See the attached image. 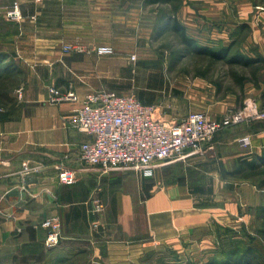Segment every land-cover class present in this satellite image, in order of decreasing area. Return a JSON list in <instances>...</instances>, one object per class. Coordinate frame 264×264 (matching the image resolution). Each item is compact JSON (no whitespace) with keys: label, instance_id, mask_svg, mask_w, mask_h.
Returning <instances> with one entry per match:
<instances>
[{"label":"crops","instance_id":"crops-1","mask_svg":"<svg viewBox=\"0 0 264 264\" xmlns=\"http://www.w3.org/2000/svg\"><path fill=\"white\" fill-rule=\"evenodd\" d=\"M14 1L0 0V53L7 56L4 66L13 62L19 72L15 89L3 97L10 113L0 118V264H156L168 249L198 254L216 248L217 224L255 233L254 210L264 205V190L224 178L221 169L234 170L240 160L264 152V121L249 118L219 132L200 152L167 163L170 178L103 172L79 160L78 147L90 136L76 127L74 114L88 93L133 94L157 106V116L167 121L191 111L222 119L234 105L196 102L202 92L194 90L192 97L169 82L165 69L150 68L147 59L164 54L154 43V29L167 21L157 3L17 0L23 18L16 21L2 14ZM171 17L210 47L230 44L244 25V48L264 57V0H180ZM66 45L74 50L65 51ZM100 45L114 53H96ZM247 84L246 93L254 96H246L243 108L250 102L264 109V77L259 85ZM50 86L75 90L80 101L50 103ZM246 135L252 146L243 148L239 138ZM62 168L76 171L78 181L60 183ZM98 197L99 214L93 205ZM52 215L62 220V239L47 249L42 221Z\"/></svg>","mask_w":264,"mask_h":264},{"label":"built area","instance_id":"built-area-1","mask_svg":"<svg viewBox=\"0 0 264 264\" xmlns=\"http://www.w3.org/2000/svg\"><path fill=\"white\" fill-rule=\"evenodd\" d=\"M2 14L9 20L20 21L23 14L19 1L5 6ZM64 50L69 52L74 48L66 45ZM95 50L98 54L114 53L110 45H100ZM47 101L78 102L80 97L75 90L63 91L50 86ZM249 118L264 121V109L249 102L243 110L231 111L222 119H213L204 111H191L180 121H167L157 116V106L145 104L133 94L113 90L91 92L74 114L76 127L90 136L79 145L78 157L103 172L135 171L151 179L161 165L200 152L219 132ZM239 143L247 148L252 146V139L249 135L242 136ZM58 179L62 184L72 185L79 178L76 171L62 168ZM93 202L94 211L99 214L102 201L98 197ZM42 227L46 230L45 248L57 247L62 239L61 218L49 216L42 221Z\"/></svg>","mask_w":264,"mask_h":264},{"label":"rangeland","instance_id":"rangeland-1","mask_svg":"<svg viewBox=\"0 0 264 264\" xmlns=\"http://www.w3.org/2000/svg\"><path fill=\"white\" fill-rule=\"evenodd\" d=\"M148 1L150 2V0ZM157 4L159 9L158 13L163 14L162 16L167 20L165 21V24L168 25L169 17H171L174 6L177 4L176 1L172 0ZM166 25L154 29V38L156 40V42H154L155 46L164 54L155 60L147 59L152 65L150 68L154 67L157 69H165L169 82L173 85L186 87L188 91L190 90L189 94L192 97L195 96L193 95L194 90L202 92L201 97L200 94L193 97V100L196 102H201L200 99L217 100L223 103L230 102L234 105H230L228 113L229 111H238L240 110L239 108H243L245 106L246 96L248 94V96L251 95V98L254 96L253 94H250V92L246 93V88H249L247 87V83L252 82L254 85H259L258 82L264 77V73L261 71V68L264 69V65L245 66L239 63H232L228 59H214L209 55L193 52L191 47L185 44L181 37L173 30H166L163 32ZM4 29L5 28L1 27L0 33H3ZM234 37L235 36H233V38ZM217 46L211 47L217 50L223 45L218 44ZM233 51H238L246 57H252L248 54L249 52L246 47L244 48V38H238V43L235 45ZM230 56L227 58H230ZM257 67L260 68L258 69ZM254 73H257L256 79H254ZM241 77L246 79L240 82L239 79ZM17 83L18 80L16 81L15 79L6 80V83H4L2 87L0 86V91L3 93L7 92L6 96H9V91L15 89ZM156 83L159 84V77ZM1 92L0 117H8L11 109V105H9L10 101L7 102V100L2 97ZM157 94L161 96L164 95L163 92H157ZM4 107H7V110ZM166 166L168 165L163 164L158 167L155 175L157 176L159 173L163 178H170L169 173L165 172ZM176 170L177 172L182 173L184 171V167L177 166ZM156 176L152 178V180L155 179ZM235 229L238 230L237 237L242 236L241 232L243 229ZM215 230H217V228H215ZM239 230H241V232H239ZM246 230L250 232L248 229ZM220 247L221 244H219V239H217L216 248L210 250L209 252H200L198 254L188 252L178 253L175 250L168 249L166 251L167 256H161L156 264L160 263V259H162V261L164 260L166 264H205L211 257L213 258Z\"/></svg>","mask_w":264,"mask_h":264},{"label":"trees","instance_id":"trees-1","mask_svg":"<svg viewBox=\"0 0 264 264\" xmlns=\"http://www.w3.org/2000/svg\"><path fill=\"white\" fill-rule=\"evenodd\" d=\"M169 1L172 0H150L152 3ZM175 1L177 4H175L174 9L180 3V0ZM168 23L169 24L164 27L163 32L166 30H173L181 37L185 44L191 47L193 52L209 55L214 59H228L232 63H239L245 66L264 65V57L260 54H257L256 57H246L238 51H233L235 45L238 43V38L245 37L244 25L240 26V29L234 32L233 36L235 37L230 45H223L219 49L215 50L210 46L201 45L197 42V40L189 37L186 34L184 26L177 18L169 17ZM228 56H230V58H227ZM6 57L7 56L4 53H0L1 87L4 83H6V80L15 79L17 81L19 78V72H17L13 62L9 63L6 67L4 66V60ZM257 68L259 69L260 67ZM256 75L257 73H254V79H256ZM244 79L246 78L241 77L239 81L242 82ZM1 93L2 97L6 96V93ZM221 173L224 178L230 177L237 180L252 181L259 189L264 190V152L261 155L254 156V158L250 160L247 158L240 160L238 166L234 170L230 171L222 168ZM194 190L195 192L200 191L202 193H211L212 188H209V192H206L208 189L205 187H196ZM254 211L256 217L255 233H250L246 230V228H241L243 231L241 232V230H239V232H241L243 237H237L238 230L235 228L219 224L216 225V233L221 247L217 250L213 258L211 257L205 264H264V205L256 207ZM159 262V264H166L164 260L162 261V259H160Z\"/></svg>","mask_w":264,"mask_h":264}]
</instances>
